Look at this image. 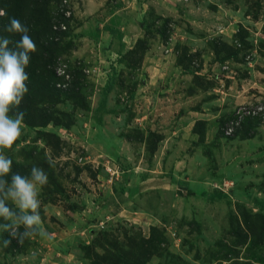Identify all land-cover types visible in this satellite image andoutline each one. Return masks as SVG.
<instances>
[{"label": "rangeland", "instance_id": "374dc122", "mask_svg": "<svg viewBox=\"0 0 264 264\" xmlns=\"http://www.w3.org/2000/svg\"><path fill=\"white\" fill-rule=\"evenodd\" d=\"M21 1L36 51L4 154L48 174L51 238L0 232V264H264V0H66L63 34L65 0ZM240 106L262 114L227 136Z\"/></svg>", "mask_w": 264, "mask_h": 264}, {"label": "clouds", "instance_id": "9594fccd", "mask_svg": "<svg viewBox=\"0 0 264 264\" xmlns=\"http://www.w3.org/2000/svg\"><path fill=\"white\" fill-rule=\"evenodd\" d=\"M5 15L0 10V16ZM10 34H21L15 42L8 36H0V232H8L23 244L25 239L35 235L48 236L42 227L40 215V189L48 184V174L37 166H32L30 178L12 173L13 160L4 154L11 150L23 134L25 113L16 111L28 93L31 53L36 51V44L29 35V28L15 17L3 29ZM49 167L55 166L53 159H48ZM10 175V180L6 179ZM12 205V206H10ZM23 228L21 232L20 229ZM10 240H3L8 246Z\"/></svg>", "mask_w": 264, "mask_h": 264}, {"label": "built area", "instance_id": "2783aa9c", "mask_svg": "<svg viewBox=\"0 0 264 264\" xmlns=\"http://www.w3.org/2000/svg\"><path fill=\"white\" fill-rule=\"evenodd\" d=\"M67 1L65 0L64 2H62V13L64 16V21L62 22H58L56 24H54L52 27L55 30L56 34H60V33H65L68 31V24L65 20H68L71 18V11L70 10H65V7H67L66 5ZM57 74L59 77H61L64 81L60 82L57 84V86L59 88H65L67 86V80L69 79V75L66 74L65 72V66H61L59 67ZM259 111L252 109L249 106H240L237 110H236V119L235 120H231L230 123L228 124L227 128H226V135L227 136H232L235 134V131L237 130L238 127H240L242 125V123L244 122L245 118H251V117H256L257 115L262 114V110L263 108H258Z\"/></svg>", "mask_w": 264, "mask_h": 264}, {"label": "trees", "instance_id": "16d2710c", "mask_svg": "<svg viewBox=\"0 0 264 264\" xmlns=\"http://www.w3.org/2000/svg\"><path fill=\"white\" fill-rule=\"evenodd\" d=\"M5 5H8L10 8H13V10H14V12H16V15L15 16H13V15H10L8 18H5L4 16L6 15V8H5ZM33 5H34V11H40V8H39V5H38V3H36V2H33ZM4 6V7H3ZM2 9H5V15H2V16H0V29L1 28H3V27H5L8 23H9V21H10V19L11 18H13V17H24V16H26V10L27 9H25V8H23V2L21 1V0H0V10H2ZM8 11V10H7ZM35 14H38L37 12L35 13ZM34 15V14H33ZM16 17V18H17ZM25 18V17H24ZM37 18L34 16V17H32L30 20H31V22H33V21H35ZM49 20V19H48ZM54 20V17L53 16H51V20L50 21H53ZM21 21V23H22V20H20ZM51 23V22H50ZM29 24H30V22H29ZM31 25V24H30ZM50 28H52L51 26H50ZM11 35V37L13 38V39H16V41H18L19 39H20V35L21 34H10ZM61 67V66H60ZM58 69H59V67L53 72V75H54V80H55V83H54V85H55V88L56 89H58L57 87H56V83L58 84V83H60V82H63L64 80L61 78V77H59L58 76V74H57V71H58ZM65 72H66V74H68L69 75V78H70V73H68V70H65ZM69 81H70V79H69ZM69 83V82H68ZM67 86H68V84H67ZM67 86L65 87V88H67ZM58 90H61V89H58ZM243 215L245 216V218H247V219H249L250 217H249V213H246V212H244L243 213Z\"/></svg>", "mask_w": 264, "mask_h": 264}]
</instances>
